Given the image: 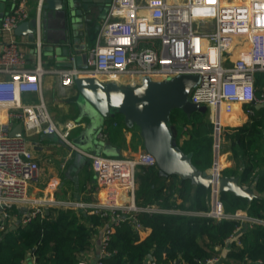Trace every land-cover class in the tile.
<instances>
[{
  "label": "built area",
  "instance_id": "1",
  "mask_svg": "<svg viewBox=\"0 0 264 264\" xmlns=\"http://www.w3.org/2000/svg\"><path fill=\"white\" fill-rule=\"evenodd\" d=\"M10 1L11 7L0 24L4 35L0 49V230L13 222L26 224L35 217H44L46 205L91 208L111 217V223L104 228L96 262L104 264L103 258L110 255V234L116 227L131 220L140 230L142 224L136 213L159 209L156 204L135 203L136 168L156 166L155 158L145 149L130 157L89 153L97 183L104 189L103 202L98 204L42 201L32 196V188L41 180L40 164L26 136L53 135L62 144L72 146L69 136L79 124L69 120L61 126L48 110L41 96L47 70L40 62L34 68L27 66L26 49L15 34L16 27L30 19L29 0ZM37 46L40 52V43ZM54 71L60 76L62 89L72 87L78 75L117 84H137L145 77L165 80L178 74L197 75L199 81L191 92V101L207 108L216 163L222 128L227 122L235 119V125L249 124L257 110L264 109V84L258 83V75L264 73V0H109L96 43L87 52L85 67ZM26 95L40 98L28 101ZM18 122L22 123L23 135L11 136L10 131ZM215 165L211 172L216 173L217 183L211 187L212 207L207 215L239 220L240 225L227 240L240 244L242 222L264 225V219L244 210L224 211L217 185L222 171L230 167L216 169ZM59 183L58 177L51 176L45 188L56 189ZM118 195H123L121 204L116 202ZM18 209L20 213L16 212ZM90 256L88 250L80 252L76 264H90ZM221 260L222 256L217 255L198 264ZM23 264H38L36 256H30Z\"/></svg>",
  "mask_w": 264,
  "mask_h": 264
},
{
  "label": "trees",
  "instance_id": "2",
  "mask_svg": "<svg viewBox=\"0 0 264 264\" xmlns=\"http://www.w3.org/2000/svg\"><path fill=\"white\" fill-rule=\"evenodd\" d=\"M264 73L258 75V83ZM177 110L171 113L172 127L177 124ZM181 112V111H180ZM180 130L176 135L179 145L180 135L186 136L180 146L188 154L192 163L201 170L211 166L213 158L210 133L212 124L205 122V114L194 112L190 117L181 112ZM121 116V115H120ZM122 117V116H121ZM121 117L106 118L98 130L106 134L105 140L111 145L125 141L121 127H125ZM264 109L257 110L249 124L222 128V139L228 141L231 150L226 149L221 160L223 176L237 175L241 185L254 184L255 196L252 200L238 196L231 191H221L219 198L227 213L246 210L252 216L264 219V171L255 165L262 164L264 158ZM188 125L190 130L184 128ZM131 130L134 128H130ZM177 131V130H176ZM138 141L141 140L138 135ZM232 154L233 160L228 159ZM223 166V167H224ZM263 168V165L260 166ZM240 168V169H239ZM257 178V179H256ZM170 179L169 182L166 180ZM102 192V191H101ZM211 188L194 184L190 178L179 175L163 176L156 166L139 165L135 172V200L138 204H151L159 199L167 207L194 211H208ZM180 199V202H178ZM87 210H61L53 215L50 209L47 220L39 217L13 231H0V264H23L22 260L31 253L38 264H76L78 253L94 244L100 228L110 224L111 217ZM138 220L151 227V233L139 241L134 223L125 220L110 234L107 249L110 255L103 258L104 264H146L149 257L155 264H171L178 259L186 264L215 256L219 248L227 245L226 240L233 234L240 221L236 219H215L206 215L136 213ZM241 244L228 243L225 264H260L264 262V225L244 224Z\"/></svg>",
  "mask_w": 264,
  "mask_h": 264
},
{
  "label": "crops",
  "instance_id": "3",
  "mask_svg": "<svg viewBox=\"0 0 264 264\" xmlns=\"http://www.w3.org/2000/svg\"><path fill=\"white\" fill-rule=\"evenodd\" d=\"M40 2L41 0H29L31 7L30 20L32 18H39V16L42 15L41 29L39 28L38 30L39 32L37 31L33 35H16V38L21 41V43L26 49L27 66L29 68H34L40 62V65L45 70H47V72L43 75V86H42L41 96L45 101L48 110L52 114L53 118L61 126H63L69 120L78 123L79 125H77L74 129H72L70 135H72L73 133L77 134L83 132L84 125L87 123V120L81 117V114L77 108L76 97L78 96V92L76 90L75 84L68 89H62L59 84L60 76L54 70L61 68L83 69L85 67L87 52L96 43L100 23L104 17L103 14H104L105 4H97L91 1L93 5L90 7H86L85 1L79 2V5L77 7L78 14H77L76 22L75 24H71L69 27L67 24L64 25V22L60 18L57 17L54 18L51 16L48 17L47 15L43 16L42 11L40 12V8H39ZM10 7H11L10 0H0V24L2 17L10 9ZM43 18L44 19L46 18L47 20L43 21ZM3 41H4V35L2 34L0 29V49L2 47ZM38 43H40V52L37 46ZM259 84H264V81H262ZM39 98L40 95H26V100L28 101L38 100ZM115 116L121 117L120 115H115ZM121 121L124 123L123 117H121ZM236 122H234L231 125V121H230L227 122V124L233 126L235 125ZM227 124L225 127H231V126H227ZM240 125L241 124L238 125L236 124L234 127ZM173 126H175L174 128L177 135L178 130L176 128V125L174 124ZM261 128L264 131V124L261 125ZM121 130L124 134L125 141L121 143L119 142L116 145H111L108 141L105 140L106 134L102 132V129L97 130V132L93 134L92 139L90 141H87V143L84 144V146L73 143L70 136H69V140L72 143V146H68L66 143H64L65 145L62 144L57 136L44 135L41 133H33L30 135L28 134V138L26 139L29 147L33 150L40 164V177H41L39 184L34 186L31 190L33 192L32 196L42 201L55 199L59 203L64 201L87 202L90 204H98L100 202H103L104 189L97 183L95 172L93 171L90 164L89 153L101 154L104 156H114V157H130L133 152L144 149L143 141L139 134L138 128L134 127V129L131 130L129 127L125 125V127H121ZM100 132L103 133L102 136L98 135ZM212 133H210L211 136ZM138 135L141 138L140 141H138L139 140L137 138ZM184 139H185L184 134L182 136L180 135V140L178 142L179 145L182 146L184 144ZM221 143L223 144L225 143L224 148L226 149H228L231 146V144L228 141L225 142L223 141L222 135L220 136V148H221ZM100 150L109 152V155H106L104 152L99 153ZM221 156L222 154L218 153L217 161L215 163L216 165L214 164L215 168L224 166L223 164H221L222 162ZM228 159L230 161H234L232 154H229ZM262 159H263L262 160L263 168H261L260 170L264 171V158ZM51 176H56L59 178L60 183L56 189L45 188L47 185V181ZM229 176H237V175L232 174ZM166 181L169 182L170 179H167ZM241 186L243 188L244 186H246L247 188L245 189L252 187V186L248 187L247 185H241ZM211 196L212 195L210 193L209 210H211L212 207ZM122 198L120 202H123ZM178 202H180V199H178ZM135 203L138 206L146 205V203L138 204L136 200ZM151 204H156V207L159 208L157 212H152V213L166 212V213H175V214H195V215L209 216L207 215V211H194V210H185L181 208L167 207L159 199H154V201ZM45 207H46L45 216L44 217L38 216L41 220H47L49 211L52 208L55 209L53 215L59 213L61 210L88 209L81 207H65L62 205H46ZM161 208L166 209V211L160 212L162 210ZM172 209L175 210L173 211ZM16 212L20 213L21 211L18 209L16 210ZM244 224L252 226L258 223L250 224L248 222H242L243 226ZM19 225H25V224L19 222H13L10 225H8L4 230H0V231H6V232L13 231L16 230ZM13 226L14 228H12ZM103 231L104 228H100L98 234L95 236L94 244L89 249H87L88 253L91 254L89 258L90 264H96L99 258ZM137 231L139 235V241H141L151 233L152 229L151 227L146 225L144 226L142 224V228ZM229 242L231 241L226 240L227 245ZM235 243L237 245L241 244V243L238 244L236 241ZM227 245H224L219 248V252L217 255H221L222 260L220 263H216V264H225L224 262L226 261V253L228 249ZM30 256H32L31 253H28V255L22 260V263L24 260L30 258ZM151 260H153L152 257H149L146 263H148ZM178 260H180V264H186V263H182L181 259ZM177 261H174L171 264H177ZM259 263L264 264V262L262 261H259Z\"/></svg>",
  "mask_w": 264,
  "mask_h": 264
},
{
  "label": "water",
  "instance_id": "4",
  "mask_svg": "<svg viewBox=\"0 0 264 264\" xmlns=\"http://www.w3.org/2000/svg\"><path fill=\"white\" fill-rule=\"evenodd\" d=\"M81 1L86 0H43L40 12L43 16L60 18L64 25L70 27L76 22L77 7ZM90 1L97 4L109 2ZM41 18L42 15L21 22L15 34H35L42 27ZM46 20L43 18V21ZM198 81L199 77L194 74H178L165 80L145 77L137 84H117L93 76H76L77 108L81 117L87 120L81 132L82 140L90 141L106 118L121 115L127 127L138 128L143 147L154 156L161 175L176 174L190 178L194 184L212 187L217 183L216 173L198 169L192 163L190 156L177 144L175 128L171 123V113L176 109L182 110L188 117L194 112H207L206 106L191 101V92ZM10 135L22 137L21 122L10 131ZM217 188L219 192L231 191L248 200L255 196L254 184L245 189L237 176H220Z\"/></svg>",
  "mask_w": 264,
  "mask_h": 264
},
{
  "label": "rangeland",
  "instance_id": "5",
  "mask_svg": "<svg viewBox=\"0 0 264 264\" xmlns=\"http://www.w3.org/2000/svg\"><path fill=\"white\" fill-rule=\"evenodd\" d=\"M86 3V7H90V6H92L93 5V3L90 1V0H86L85 1ZM105 8H104V14H103V16H105L106 15V13H107V11H108V7H109V2H107L106 4H105V6H104ZM78 98V96L76 97V99ZM177 110V112H176V115H178V120H177V124H176V128H177V130L179 131L180 130V128H179V125H181V112H183L182 110H180V109H176ZM181 111V112H180ZM184 113V112H183ZM201 113V112H200ZM185 114V113H184ZM202 114H205V122L207 123V124H210L211 123V119H210V117H209V113L207 114V113H202ZM234 122H236V120H231V125L234 123ZM231 125H229V124H227V126H231ZM190 127H188V125H186V127L184 128V131L185 130H190L189 129ZM82 131V130H81ZM212 133V132H211ZM51 136H53V135H51ZM26 138H28V135L26 136ZM70 138H71V140H72V142L73 143H75V144H79V145H84V144H86L87 143V140H82V137H81V132L80 133H77V134H72V135H70ZM185 138H186V136H185ZM212 138H213V141H212V150H213V158H212V164H211V166H209L208 168H206V169H204V170H207L208 172H211V170H212V166L214 165V158H215V155H214V145H215V138H214V136H213V133H212ZM222 142V141H221ZM221 148H220V150H221V152H220V154H222V157L224 156V149H226V148H224V145H225V143L224 144H222L221 143ZM67 146V145H66ZM231 148L229 147V150H230ZM105 153L106 155H109V152H106V151H104V150H100L99 151V153ZM222 161V160H221ZM221 164H223V162H221ZM256 166V168L258 167V168H260L261 169V167L260 166H262V164L261 163H258L257 165H255ZM231 169L232 168H228V170H230L231 171ZM259 169V170H260ZM258 169L256 170V171H259Z\"/></svg>",
  "mask_w": 264,
  "mask_h": 264
},
{
  "label": "bare ground",
  "instance_id": "6",
  "mask_svg": "<svg viewBox=\"0 0 264 264\" xmlns=\"http://www.w3.org/2000/svg\"><path fill=\"white\" fill-rule=\"evenodd\" d=\"M216 169H217V168H216ZM122 196H123V195H122ZM122 196H121V195H118V196H117V198H116V202H117L118 204L123 203V202H120Z\"/></svg>",
  "mask_w": 264,
  "mask_h": 264
}]
</instances>
